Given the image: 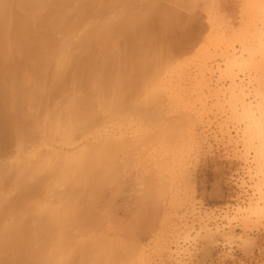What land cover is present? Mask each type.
Returning a JSON list of instances; mask_svg holds the SVG:
<instances>
[{
    "label": "rangeland",
    "instance_id": "rangeland-1",
    "mask_svg": "<svg viewBox=\"0 0 264 264\" xmlns=\"http://www.w3.org/2000/svg\"><path fill=\"white\" fill-rule=\"evenodd\" d=\"M89 1L55 0L48 12L35 17L39 24L29 26L28 42L38 46L42 43L38 38L41 30H49L46 42L54 43V31L61 28L59 19L65 24L66 18L71 19L78 11L65 26L69 25L68 30L80 28V37L70 40L68 34V39L74 48L72 58L84 60L81 64L86 66H82L80 81L86 88H82L85 96L81 95L86 104L92 102L86 96L95 83L104 85L107 93L102 91V95L108 94L109 100L108 88L113 84L112 77L107 76L109 69V74L118 70L117 61L122 57L129 61L130 103L124 114L129 112V118L113 115L106 121L98 113L93 120L94 125L114 128L129 122V158L117 157L115 169L106 170L105 180L97 181L96 188L75 193L92 220V230L100 231L87 234L84 249L95 239L109 243L117 237L129 247L132 264H264V217L245 220L234 214L236 208L256 201L253 187L258 177L255 160L244 148L243 124L237 120L240 111L229 108L230 91L239 86L248 89L246 99L255 104L254 90L264 95V78L259 79L258 86L256 80L239 74L231 85L220 75L224 62L221 52L234 48L235 57L240 56L237 39L253 28L264 0H189V4L187 0L186 4L184 0H125L127 3L122 4V0H115L119 5L113 0ZM125 18H129L128 23ZM119 20L125 21L124 26ZM107 24L111 29L103 28ZM119 29L130 33L117 34ZM87 30L91 39L85 35ZM208 37L217 44L209 47L205 57L202 51ZM78 41L82 44H76ZM123 62L119 65L126 64ZM89 67L93 74L97 70L96 77L87 72ZM100 68L107 71V77ZM142 71L146 80L150 78L145 85ZM83 72L94 80L85 79ZM123 83L115 87V94L125 92ZM232 216L237 219L229 222Z\"/></svg>",
    "mask_w": 264,
    "mask_h": 264
},
{
    "label": "bare ground",
    "instance_id": "bare-ground-1",
    "mask_svg": "<svg viewBox=\"0 0 264 264\" xmlns=\"http://www.w3.org/2000/svg\"><path fill=\"white\" fill-rule=\"evenodd\" d=\"M187 1L189 4L190 1ZM54 2L55 0H0V264H82L83 259H85L84 264H132L129 247L120 242L117 237L109 243H102L95 239L87 249H84L87 234L100 231L92 230V220L84 211L85 208L79 197L75 195V193L87 192L88 189L91 191L96 188L99 181H104L106 170H114L117 166V157L129 158V122L115 126L116 128L114 125L108 127L109 124L108 126L93 124L98 113H101L106 121H109L113 115L129 118L128 111V115H124L125 108H128L130 103L129 61L121 56L125 62H128L122 66L119 64L123 60L117 61L118 70L113 74L111 70L112 76L109 74L110 69L108 74L107 71L104 73L102 68L99 69L103 77L108 75L112 77L110 80L113 84L108 88L109 100L108 94L105 97L102 95V91L105 92L104 95L107 93L104 85L93 83V87L87 90L86 96H89L92 102L86 104V99H84L85 102L82 101L81 95L86 89L80 83L83 79H81L82 66H85L81 62L84 60L80 62L78 58H72L74 48L69 44L73 37H80V28L78 25L76 29L68 30L69 28L66 29V27L69 25L65 26L67 23L71 24L68 20L71 21L78 11L70 12L74 16L72 14L71 19L66 18L65 24L62 22L63 18L59 19L61 28L54 31L56 36L54 43L46 42L51 33L49 30V32L41 30L38 38L42 40V43L38 46H31V43H28L31 35L30 25L39 24L35 17H38V13L48 12ZM116 2L118 1L114 3ZM123 2L126 1L122 0L121 4ZM100 8L102 9V6ZM260 12L261 15L255 19L253 28L237 39L240 56L235 57L234 48L231 51L227 47L221 52L224 62L221 63L223 69L220 70V75L227 78L231 85H234L239 74L243 77L247 76L248 79L251 77L253 81L256 80L255 83L258 86H260L259 79L264 78V6H261ZM20 14L23 15L21 19ZM119 21L121 26L122 24L124 26L125 21ZM110 27L107 24L103 28L109 30ZM119 30L117 34L118 32L125 34L121 29ZM123 30L125 31V28ZM85 32L87 35L88 30ZM128 33H130L129 30L126 31V34ZM68 34H71L72 39H68ZM139 36H141L140 33ZM86 37L91 39L88 35ZM97 42L96 44L100 43ZM76 44L82 43L78 41ZM86 44L84 43L85 46ZM216 44L215 39L208 37L204 52L202 51L203 56H209V47H216ZM105 47L107 48L103 46L104 50L108 49L107 45ZM106 52L108 51L105 50ZM121 52L123 55L122 48ZM111 56L109 59H112L113 56ZM93 57H89L90 61H93ZM89 66L92 67V64L89 63ZM91 67L87 69L88 73H92ZM121 67L124 69L123 76H120ZM149 68L145 67L146 70ZM96 71L92 73L93 78L96 77ZM250 72L253 73V77L250 76ZM143 74L142 71L144 78L145 74ZM157 74L156 69L152 76L155 78ZM84 76L88 74L84 75L83 72ZM90 77V81L94 80ZM143 78V85H145L144 82L149 81L150 78L148 77L147 80ZM110 80L108 83V80L104 81L109 85ZM122 80L125 82L123 84L126 90L121 93L118 90L119 94H115V87ZM108 85L105 84V86ZM258 86L257 89L260 88ZM141 87L144 88V86ZM145 90L146 88L143 89ZM246 90L248 89L240 88V86L237 90L231 89L230 98L228 97L229 108L240 111L237 120L243 124L244 148L246 152L252 154L256 165L255 174L258 178L253 189L257 199L255 202L250 200L245 207L236 208L234 214L243 219L263 218L264 95L259 89L253 88L254 95L257 97V101L253 104L246 99ZM127 91L128 95L125 97ZM84 94L85 92L83 97ZM120 116L118 118H122ZM233 219L237 218L232 216L228 221L232 222Z\"/></svg>",
    "mask_w": 264,
    "mask_h": 264
}]
</instances>
